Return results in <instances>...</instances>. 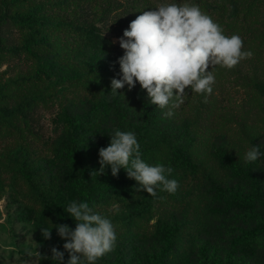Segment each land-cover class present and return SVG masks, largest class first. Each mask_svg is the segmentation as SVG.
Here are the masks:
<instances>
[{"label": "rangeland", "instance_id": "obj_1", "mask_svg": "<svg viewBox=\"0 0 264 264\" xmlns=\"http://www.w3.org/2000/svg\"><path fill=\"white\" fill-rule=\"evenodd\" d=\"M28 1L30 3L23 0L16 2L0 0V16L8 14V17H11L18 13H26L36 1V4L41 5L42 8L39 15L44 16L46 20L45 33L56 34L60 31L54 32L55 29H59L56 23L61 20L76 24H96L104 36L112 43L115 41L111 48L117 51L120 48L119 38L123 36L124 30L128 29L130 22L143 11L162 3H189L198 5L202 12L215 21V14L219 10L218 2L223 0H67L65 5H59L58 0ZM257 1L263 4L259 22L249 27L253 32H262L261 39L264 44V0ZM228 23L226 21L222 29L225 35L231 36L230 29L226 27ZM1 33L6 38L7 48L21 47L25 43L24 40L30 36L31 30L19 29L9 20L2 26ZM236 35L243 40V50L249 51L247 42L249 37L245 35L244 30H239ZM35 38L37 43L30 45L40 55L39 60L30 59L25 51H22L16 56L6 53L0 63V86H2L9 79L31 74L46 60L43 58L44 54L47 52L52 54L49 60L51 75L45 79L47 85L51 82L49 95L38 105L34 113L33 131L36 137H27L25 141L15 139L0 141L1 264H38L39 244L43 237L42 227L36 222L37 211L29 202L31 194L23 173L24 164L28 163L33 169H37L39 175L34 177L35 182H41L42 176L45 189L52 190L50 185L53 182L55 186L59 185L58 157L52 143L62 132L68 131L77 136L84 144L85 151L92 156L94 162L90 165V178L101 175L98 173L99 149L109 145L110 136L116 130L132 132L136 139L142 138L147 132L143 127L145 119L136 120V116L133 117V89L129 91L125 85L123 89L118 90L122 94L113 95L111 93L113 77L110 74H88L83 67L78 66V63L75 66V60L71 57L57 58L56 51L47 50L39 45L41 36ZM257 59H259L258 79L264 80V52L255 53L251 58L241 60L232 69L219 65L214 68L210 66L209 71L215 76V82L211 86L212 93L201 95L192 92L191 89L186 90L184 102L172 109L174 114L171 117L163 115L160 124L154 128L162 135L176 138L185 129L198 132L199 128H203L205 119L210 129L203 132L213 134L211 128L215 129L222 119L226 122L230 134L236 136V139L237 136L246 137L245 130L246 132L257 130L264 121L260 107L263 101L245 87L242 80L244 77H250L253 69L257 70L255 62L258 61ZM198 139L201 140L203 137ZM260 148H264V145ZM248 150L244 147L239 151L245 157ZM201 153H205V150ZM144 162L149 164L147 161ZM164 166L170 167L169 164ZM208 166H212L218 174L223 171L217 167L214 159L208 160ZM107 169L111 170L110 167L105 168ZM121 169L126 172L125 169ZM93 172L97 173L91 175ZM259 175L264 189V171ZM168 178L175 179L179 183L175 204L156 202L161 193L157 189L156 197L149 196L145 192V197L137 201L133 199V195H126L109 204L92 208L94 213L111 220L117 236L113 250L101 258L113 261L117 254H120L124 260L123 264H147L145 253L157 254L162 246L147 241L140 245L139 251L135 247L137 238L154 236L159 225L166 224L171 219L200 222V205L202 197L206 196L201 177L198 175L195 178L187 172L173 170ZM62 192H64L62 184L56 186V190H52V195H56L57 203L61 205L66 204L68 199V196L65 197ZM192 239V235L189 234L183 235L178 240L175 253L168 257L169 264H177L186 255L191 249ZM222 239L224 235L214 239L219 248Z\"/></svg>", "mask_w": 264, "mask_h": 264}, {"label": "trees", "instance_id": "obj_2", "mask_svg": "<svg viewBox=\"0 0 264 264\" xmlns=\"http://www.w3.org/2000/svg\"><path fill=\"white\" fill-rule=\"evenodd\" d=\"M66 2L67 0H58L57 3L65 5ZM218 4L215 22L221 27L226 21L229 22L226 27L230 29L231 35L244 30L245 35L249 37V51L253 54L263 53L262 32H253L249 27L259 22L262 2L223 0ZM31 5L32 8L26 13L11 17H8V14L0 16V63L6 53L16 56L22 51H25L30 59L39 60L40 55L30 43H37L35 37L41 36L39 45L56 51L57 58L71 57L75 60V66L78 63L88 74L102 73L120 78L118 58L124 54L123 49L120 47L113 51V43L96 24H76L61 20L56 23L59 29L54 32L60 30L63 34L60 35V31L48 34L45 33L46 20L44 16L39 15L42 11L41 5L36 4V1ZM9 20L19 29L31 30L30 36L24 40L25 43L21 47L7 48L6 38L1 35L2 26ZM51 55L48 52L44 54L43 58L46 60L31 74L9 79L0 86V141H25L27 137H36L33 131L34 113L49 95L51 82L47 85L45 79L51 75ZM257 60V70L253 69L250 77H244L242 80L243 85L263 101L260 107L264 119V80L258 79L259 59ZM133 99V117L136 116V120L145 119L143 127L147 130L146 135L137 139L141 159L152 165L169 164L173 170L187 172L195 178L199 175L206 194L202 197L200 205V222L171 219L166 224L159 225L154 236H142L135 240V247L139 251L140 245L147 241L162 246L157 254L145 253L146 263L169 264L168 257L175 253L178 240L183 235L191 234V249L177 264H263L264 189L259 174L264 171V148H260L264 145V121L257 130H245L246 137L237 136L236 139L222 119L215 129L211 128L213 134L203 132L210 129L204 119V126L199 128L198 132L185 129L175 138L162 135L154 128L160 124L164 112L168 109L151 105L146 90H142L139 83L133 88ZM200 137L203 139L199 140ZM254 145L259 147L262 155L254 162H246L239 150L244 147L250 149ZM52 146L58 157L59 185L56 186L62 184V194L68 196L66 204H58L56 195H52V190H56L54 182L50 185L52 190H46L42 176L41 182L34 181V177L39 175L37 169L26 163L23 165V173L31 194L29 202L37 211L36 222L42 228L51 229L50 239H45L44 236L40 239L38 264H58L51 259L53 247L64 253L63 264H67L69 253L63 248L66 241L57 234L54 225L67 224L71 229H75L77 222L65 211L70 202H87L90 208H94L126 195H133V199L140 201L145 197L146 191H136L138 182L128 178L127 172L122 169L115 177L111 170L107 169L99 177L90 178V165L94 160L85 151L82 141L71 132H62L54 139ZM202 150H205V153H201ZM213 159L217 167L223 170L219 174L212 166H208V160ZM176 193L161 191L156 202L175 204ZM222 235L224 239L221 240L219 248L214 239ZM123 263L120 254H117L113 261L103 258L96 261V264Z\"/></svg>", "mask_w": 264, "mask_h": 264}, {"label": "clouds", "instance_id": "obj_3", "mask_svg": "<svg viewBox=\"0 0 264 264\" xmlns=\"http://www.w3.org/2000/svg\"><path fill=\"white\" fill-rule=\"evenodd\" d=\"M119 45L124 53L118 58L121 75L111 80V93L122 94L118 90L125 85L131 91L139 83L151 105L168 109L166 117H171L172 109L184 102L186 90L201 95L212 93L215 76L210 66L232 69L253 55L243 50L239 35L226 36L211 16L189 3H162L141 12L124 30ZM110 137L109 145L99 149L98 173L104 174L110 167L115 177L123 168L128 178L138 182V192L146 191L152 197L157 196V189L176 192L178 181L168 178L173 169L145 163L134 133L116 130ZM261 155L254 145L244 159L254 162ZM65 211L77 222L75 229L67 224L54 227L66 241L63 248L69 253L67 264H96L113 250L117 236L109 218L94 213L87 202L72 201ZM41 231L45 239L51 238V229ZM51 252V259L63 264L64 253L55 247Z\"/></svg>", "mask_w": 264, "mask_h": 264}]
</instances>
